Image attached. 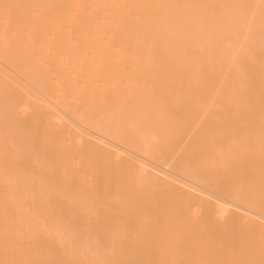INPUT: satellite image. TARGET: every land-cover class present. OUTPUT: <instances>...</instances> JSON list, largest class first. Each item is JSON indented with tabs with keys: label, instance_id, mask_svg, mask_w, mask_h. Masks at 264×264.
<instances>
[{
	"label": "bare ground",
	"instance_id": "obj_1",
	"mask_svg": "<svg viewBox=\"0 0 264 264\" xmlns=\"http://www.w3.org/2000/svg\"><path fill=\"white\" fill-rule=\"evenodd\" d=\"M262 183L264 0H0V261H259Z\"/></svg>",
	"mask_w": 264,
	"mask_h": 264
},
{
	"label": "snow or ice",
	"instance_id": "obj_2",
	"mask_svg": "<svg viewBox=\"0 0 264 264\" xmlns=\"http://www.w3.org/2000/svg\"><path fill=\"white\" fill-rule=\"evenodd\" d=\"M79 7H83V6H79ZM136 7L149 8V9H156V8L165 9L169 6H167V5H140V6H136ZM235 7L239 8L241 10H246L250 6L241 4V5H236ZM252 15L254 16V14H252ZM238 23L241 26L247 27L249 29V31H251V24L249 23L248 15L245 11H242L241 16L239 17ZM261 192H262L261 209H262V211H264V183L261 184ZM237 196L240 199H244V194L242 192L238 191ZM248 202L252 203V201H250V200ZM220 208L223 211L224 206L221 205ZM51 224H52V230L55 232V234L60 236L63 239L65 233L67 232V228L64 226V221H62L57 216L55 208H53V211L51 213ZM99 227L100 226H97V228H99ZM119 240H120L119 234H114L113 238H112L113 246H115L119 242ZM258 244H259V250H260V255H261V259L259 261H256L254 259H246V260L234 261L233 264H264V219H262V230H261V233L259 236ZM256 245H257V241L255 238H252L248 241V251L250 254H253L255 252ZM0 264H29V262H27V261L18 262L15 259H9V260H5V261H0ZM99 264H117V262L105 260V261L99 262ZM119 264H125V262L121 261V262H119Z\"/></svg>",
	"mask_w": 264,
	"mask_h": 264
}]
</instances>
